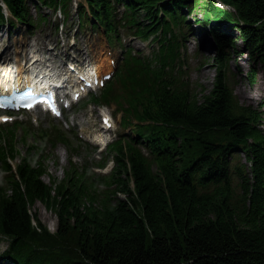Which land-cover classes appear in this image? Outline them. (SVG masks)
Masks as SVG:
<instances>
[{"label":"trees","instance_id":"1","mask_svg":"<svg viewBox=\"0 0 264 264\" xmlns=\"http://www.w3.org/2000/svg\"><path fill=\"white\" fill-rule=\"evenodd\" d=\"M4 1L24 22L25 0ZM86 1L94 19L81 8L82 24L113 30L112 0ZM118 1L127 8L128 24L137 30L144 11L150 24L141 22L143 37L157 36L160 26L169 32L160 12L180 24V10L207 9L214 21L235 27L264 76V0ZM42 2L51 8L64 5L68 12L70 0ZM221 28L212 26L216 44L223 49L214 57L216 79L201 98L185 80L176 35L169 39L165 34L154 59L142 63L147 80L132 99V111L141 121L152 122L144 128L158 146L151 160L141 159L131 146L117 149L118 177L109 184L115 183L118 191L98 196L97 189L74 172L53 189L42 180L47 170L36 158L35 164L22 159L20 180L0 182V236L10 243L0 264H264V101L260 109L239 102L225 57L230 39ZM252 72L249 80L254 85L257 71ZM1 146L4 160L17 155L13 147ZM240 152L251 163L249 171L245 165L232 168ZM6 170L11 168L7 165ZM235 176L241 189L238 199ZM38 203L58 217L55 233L34 212ZM72 236L77 237L76 257L58 248L72 246L55 239Z\"/></svg>","mask_w":264,"mask_h":264},{"label":"rangeland","instance_id":"2","mask_svg":"<svg viewBox=\"0 0 264 264\" xmlns=\"http://www.w3.org/2000/svg\"><path fill=\"white\" fill-rule=\"evenodd\" d=\"M74 1V0H73ZM72 1L71 13L66 23L64 29L62 30V22L63 18L59 15L56 16L49 9L42 7L40 12H36L35 19L36 24L38 23L39 14L45 15L47 17V22L36 26L31 31L23 26L16 27H8L6 25L0 27L1 33V42L0 45L4 46L8 40H14L21 38L23 40V44L21 46L11 48L9 54L15 55L20 53L18 56H13V61L19 57L20 62H22L25 53L29 54L34 52L40 53L44 56L49 57L55 64H60L62 60V56L64 53H69V47L71 41L75 40V49L78 50L81 54L87 53L86 55L93 54L98 56H103L100 51H106L108 49L107 41L105 37L99 33L98 31L89 28L80 32L78 29V20L76 15V2ZM35 10V8H33ZM184 16L186 17L184 26L185 27V35H180L178 29H175V33L179 36L180 43L182 45V51L184 53L185 59L187 60V72L189 74V80L194 86H197V94L198 98H201L204 94L212 90L214 86V82L216 79V68L217 63L214 61V55H216V51L218 49V45L216 44V37L208 33V31H204L201 33L199 31V27L193 23L192 16H190L191 12H188L186 9L183 11ZM143 12H140V15L143 18ZM199 15L205 21L204 23H211L210 19L212 18V14L207 12L205 9H201L199 11ZM141 19V18H140ZM205 19V20H204ZM58 23V29H55V24ZM70 24H74L72 28H68ZM209 28V27H207ZM222 31L225 37L233 38L236 37L237 41L234 46L226 51V57L228 62V75L231 80V85L233 86L234 92L239 100V102L246 106H252L255 109H260V104L264 101V76L261 71V65L253 60L250 53L244 49L242 41L239 39V33L235 29V27L231 28L229 24H222ZM214 32V31H213ZM215 33V32H214ZM195 35V36H194ZM214 36V37H213ZM12 37L14 39H12ZM68 38V40L66 39ZM66 40V42H65ZM124 45L129 46L132 45L134 50L142 53V55L146 57L152 56L160 47V43H149L142 42L139 39H136L133 36H124ZM119 46V45H117ZM78 47V48H77ZM59 51L60 55L56 57V52ZM82 51V52H81ZM119 53V52H118ZM117 53V54H118ZM85 55V54H84ZM16 57V58H15ZM253 69H256L257 74L255 76V84L252 85L250 83L249 77L253 74ZM206 71V75L203 76L202 72ZM239 88H243V90L250 97L249 101L245 100L241 97L239 93ZM90 100L95 101V99L91 98ZM263 113H264V109ZM80 111H84V114H78ZM109 111L115 113L116 106H111ZM120 114V113H119ZM50 121L48 119L43 118L42 125L44 127L49 126ZM69 126L71 127V135L73 133H78V129L84 128L87 132H90L93 127L96 128V131L100 128V115L98 108H94L93 113H89L87 110H79L76 113V120L73 122H69ZM264 126V120L262 122ZM113 135H119V132H115ZM24 129L19 128L16 134L15 143L17 144V148L21 152H26L30 145L37 147L40 145L32 140V135L24 138ZM63 146L59 147L57 150H53L52 147H48L46 151V163L48 165L49 174H46L44 177V181L51 184V181H56L60 183L64 178L65 168L69 166V156L65 153ZM62 158L63 163L59 164V159ZM20 159V158H19ZM17 159V163L19 161ZM59 165V167H58ZM77 165L80 167L83 163L77 159ZM245 165L248 169L249 163L246 160V157L241 154L239 158H235L233 160V167H242ZM249 171V169H248ZM238 178H234V190L236 191L237 199L240 198L241 189L238 186ZM125 198L123 195H121ZM34 212L37 213L38 217L41 219V222L48 227L51 232H55L58 228V217L54 213V211L48 210L44 205L38 203L34 207ZM56 241L61 244H66L67 246H72L73 248L65 247L64 245H59L58 248L62 252H65V249H69V253L72 257H76V244L77 237H70L68 240H62L60 238L55 237ZM53 246H55L53 242H51ZM8 248V242L0 237V253ZM70 261H72L70 259Z\"/></svg>","mask_w":264,"mask_h":264},{"label":"bare ground","instance_id":"3","mask_svg":"<svg viewBox=\"0 0 264 264\" xmlns=\"http://www.w3.org/2000/svg\"><path fill=\"white\" fill-rule=\"evenodd\" d=\"M219 4V3H218ZM225 9H227V10H231V8L230 7H224ZM202 9H204V8H202ZM201 9H197V10H194L191 14H190V16H192V21H193V23H197V22H200V25H197L198 27H204L205 26V23H202L201 22V19H200V15H199V11H200ZM26 11H27V8H26ZM1 33H0V42H1ZM12 39H14L13 37H12ZM230 39V46H232L233 47V45L234 44H236V41H237V38L236 37H233V38H229ZM239 39L242 41V43H243V46L242 47H244L245 48V42H244V40H243V38L242 37H239ZM14 40H16V39H14ZM8 42V41H7ZM7 42L5 43V45L4 46H1L0 45V66L2 67V70H4L5 69V67H7V65H9L10 64V62H9V60L7 59V55H8V46H7ZM221 50H223V49H220V48H218L217 49V51H216V55L221 51ZM227 50H229V49H226V51ZM246 50V49H245ZM216 55H214V57L216 56ZM225 57H226V54H225ZM72 66V65H71ZM20 74H23V70H20ZM207 73H206V71H203L202 72V75L203 76H205ZM33 78V75L32 74H28L27 76H25V77H23V78H21V79H19L18 80V82H17V85L19 86V87H22L23 86V83H24V81H26V80H31ZM239 93H240V95H241V97L243 98V99H245V100H248L249 101V99H250V97L247 95V93L243 90V88H239ZM263 126V125H262ZM263 128H264V126H263ZM101 138H104L103 137V135H97V137H95V138H92L91 140L93 141V142H96V141H98L99 139H101ZM241 154L242 155H244L245 156V154L244 153H242V152H240V153H238V154H236L235 156H234V158H233V160L235 159V158H239V156H241ZM233 160H232V163H233ZM247 160V159H246ZM248 161V160H247ZM248 163H249V167H248V169H250V167H251V163L248 161ZM232 168H235V167H233L232 166ZM247 168V167H246ZM247 170V169H246ZM248 171V170H247ZM236 177V176H235Z\"/></svg>","mask_w":264,"mask_h":264}]
</instances>
